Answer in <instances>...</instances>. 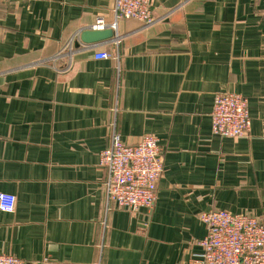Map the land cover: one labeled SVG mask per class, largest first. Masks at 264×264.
Returning a JSON list of instances; mask_svg holds the SVG:
<instances>
[{"label":"crops","instance_id":"0c3cea01","mask_svg":"<svg viewBox=\"0 0 264 264\" xmlns=\"http://www.w3.org/2000/svg\"><path fill=\"white\" fill-rule=\"evenodd\" d=\"M0 0V253L29 264H189L208 209L264 222V0ZM102 18L114 37L85 45ZM106 51L107 59L94 56ZM244 96L250 130L213 134L219 91ZM118 134L161 147L150 210L107 201L99 153Z\"/></svg>","mask_w":264,"mask_h":264},{"label":"built area","instance_id":"2783aa9c","mask_svg":"<svg viewBox=\"0 0 264 264\" xmlns=\"http://www.w3.org/2000/svg\"><path fill=\"white\" fill-rule=\"evenodd\" d=\"M117 19H136L143 25L154 21L150 0H114ZM115 23L110 28H115ZM107 27L99 18L93 29ZM100 51L96 58L107 59ZM213 134L240 138L250 130V116L244 96L236 92L219 91L210 111ZM99 163L106 170L104 181L107 201L117 208L131 211L150 210L156 200L157 184L164 171L161 147L155 136L144 134L134 144L127 145L113 134L110 145L99 153ZM16 197L0 192V210L12 212ZM206 233L197 244L201 251L189 264H264V222L257 216L226 209H208L199 214ZM0 264H29L7 253H0Z\"/></svg>","mask_w":264,"mask_h":264},{"label":"water","instance_id":"95a60500","mask_svg":"<svg viewBox=\"0 0 264 264\" xmlns=\"http://www.w3.org/2000/svg\"><path fill=\"white\" fill-rule=\"evenodd\" d=\"M114 37L113 29L105 27L103 29L85 28L79 32V40L85 45H96L106 42Z\"/></svg>","mask_w":264,"mask_h":264}]
</instances>
